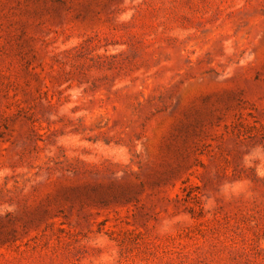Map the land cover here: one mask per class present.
Instances as JSON below:
<instances>
[{"label":"rangeland","instance_id":"374dc122","mask_svg":"<svg viewBox=\"0 0 264 264\" xmlns=\"http://www.w3.org/2000/svg\"><path fill=\"white\" fill-rule=\"evenodd\" d=\"M0 264H264V0H0Z\"/></svg>","mask_w":264,"mask_h":264}]
</instances>
